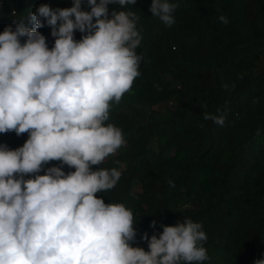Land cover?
<instances>
[{
	"label": "clouds",
	"instance_id": "obj_1",
	"mask_svg": "<svg viewBox=\"0 0 264 264\" xmlns=\"http://www.w3.org/2000/svg\"><path fill=\"white\" fill-rule=\"evenodd\" d=\"M136 2L42 4L28 17L32 28L21 19L0 32V134L28 135L16 149L0 144V264H204L210 259L203 225L190 218L162 225L159 236L144 233L147 251L133 247V211L97 195L112 190L122 176L116 167L94 166L126 145L122 129L109 120L113 106L141 75L140 17L128 7ZM110 4L118 7L110 12ZM178 6L151 0L150 12L171 27ZM218 20L229 23L226 15ZM45 26L54 38L51 48L39 31ZM203 118L219 126L226 119L207 112ZM52 161L59 166L45 169ZM64 166L74 171L65 173Z\"/></svg>",
	"mask_w": 264,
	"mask_h": 264
},
{
	"label": "trees",
	"instance_id": "obj_2",
	"mask_svg": "<svg viewBox=\"0 0 264 264\" xmlns=\"http://www.w3.org/2000/svg\"><path fill=\"white\" fill-rule=\"evenodd\" d=\"M170 2L179 5L171 27L152 16L151 0L128 6L140 17L141 75L110 113L126 145L94 166L116 167L121 179L97 195L133 211V247L147 251L144 233L159 236L162 225L190 218L208 237L204 264H255L264 260V0ZM42 4L68 8L72 0H0V32L21 19L32 28L28 17ZM39 31L51 48V29ZM206 112L225 115L224 125L204 120ZM27 139L0 134L10 149Z\"/></svg>",
	"mask_w": 264,
	"mask_h": 264
},
{
	"label": "rangeland",
	"instance_id": "obj_3",
	"mask_svg": "<svg viewBox=\"0 0 264 264\" xmlns=\"http://www.w3.org/2000/svg\"><path fill=\"white\" fill-rule=\"evenodd\" d=\"M145 120H146V122H147V120H148V119H147V118H145ZM119 150H120V149H119ZM119 150H118V151H119Z\"/></svg>",
	"mask_w": 264,
	"mask_h": 264
}]
</instances>
